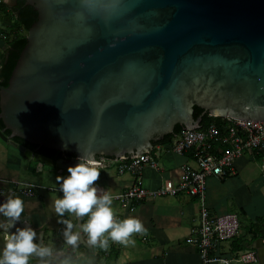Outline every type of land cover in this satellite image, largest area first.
<instances>
[{"label": "water", "instance_id": "1", "mask_svg": "<svg viewBox=\"0 0 264 264\" xmlns=\"http://www.w3.org/2000/svg\"><path fill=\"white\" fill-rule=\"evenodd\" d=\"M25 5L37 20L7 87H0V120L9 132L0 131V140L34 162L67 171L89 150L96 159L141 154L176 125L199 128L194 107L210 117L264 121V0ZM14 138L62 158L54 163ZM80 228L72 232L86 251L84 264H96L100 257ZM36 233L34 242L48 247ZM254 249L264 264L261 239ZM42 261L63 264L52 256L30 258Z\"/></svg>", "mask_w": 264, "mask_h": 264}, {"label": "crops", "instance_id": "2", "mask_svg": "<svg viewBox=\"0 0 264 264\" xmlns=\"http://www.w3.org/2000/svg\"><path fill=\"white\" fill-rule=\"evenodd\" d=\"M6 2V0H0V3L6 4ZM6 15L9 16L8 11H4L0 15V31L3 29L1 21H6ZM4 48L5 37L0 32V66ZM156 161L158 165L156 170L145 166L141 176L136 180L128 174L118 175L116 165L102 168L101 177L97 183L105 190H110L113 195L137 184L148 189H156L165 181L179 182L183 176L182 167L185 164H192L188 154L179 156L171 152L159 154ZM257 164H259V172L262 174L260 178L254 177L253 173V168L257 167ZM235 166L237 170L235 177L223 181L207 180V187L209 182H212L209 191H206L208 210L215 215L230 213L226 212L227 208L223 205L219 208L218 204L212 203V199L216 200L219 194H223L227 190H224V184L228 183L229 189L236 191V197L240 199L238 207L253 224V230L248 233L240 231L238 237L221 247L223 253L255 251L254 247L258 239L262 240L264 248V169H262L264 167V152H246L236 160ZM65 174V171L57 169L55 166L40 164L24 157L22 153L0 140V180L5 181L0 183V188L8 187L10 181L26 182L44 188L39 190L33 198L16 195L23 198L25 206L20 220L40 232L43 244H47L52 249V257L60 260L63 264L65 261L67 264L73 262V264H80V260H86L87 254L83 250L84 248L77 247L78 240L74 243L67 240L65 235L67 226L63 220L72 219L74 226L79 224L81 227L86 218H77L67 211L61 217L55 212L53 203L54 198L63 196L56 177ZM249 191L257 192L252 198L246 199V194ZM42 192L47 193V196ZM247 195L249 196V193ZM3 200L5 198H0V201ZM112 207L116 218L137 217L147 230L144 233H133L130 238L135 241L141 235L142 242L146 243L144 248L138 247L135 243L123 245L109 240L108 248H111L109 256H116L113 264H200L197 250L185 243L183 245V240H186L198 222V203L195 199L180 196L144 201L136 204L130 211L122 210L114 202ZM218 209H221L219 213H217ZM258 218L262 219L261 223H257ZM80 229V232L83 231L85 234V241L89 243L88 234L82 227ZM252 235L257 236L251 240ZM100 250L97 248L96 253H100ZM71 251H77V255L73 256ZM102 263H104V259H100L99 264Z\"/></svg>", "mask_w": 264, "mask_h": 264}, {"label": "built area", "instance_id": "3", "mask_svg": "<svg viewBox=\"0 0 264 264\" xmlns=\"http://www.w3.org/2000/svg\"><path fill=\"white\" fill-rule=\"evenodd\" d=\"M219 125L210 124L197 129H182L168 143L123 158H100L103 168L116 165L118 175L128 174L138 179L145 166L157 169V157L171 152L182 156L188 154L192 164L182 167L179 182L165 181L156 189L133 185L113 195L114 203L122 210L130 211L136 204L161 198L188 197L198 203V222L190 231L185 243L197 250L200 264H258L256 252L246 250L223 253L221 247L239 235L240 223L232 213L212 214L206 207L207 180L223 181L236 176L235 162L246 152H264V121H242L220 118ZM41 164V163H40ZM264 169V167H262ZM67 172V171H65ZM1 182H5L0 180ZM43 187L26 182L10 181L8 187L0 188V198L20 195L33 198ZM51 191V189H48ZM99 240L97 241V243ZM110 248H102L100 255L107 256Z\"/></svg>", "mask_w": 264, "mask_h": 264}, {"label": "clouds", "instance_id": "4", "mask_svg": "<svg viewBox=\"0 0 264 264\" xmlns=\"http://www.w3.org/2000/svg\"><path fill=\"white\" fill-rule=\"evenodd\" d=\"M66 147V146H65ZM103 164L92 151H85L76 158L74 165L67 167L65 175L56 177L62 197L54 198L55 212L61 217L67 211L77 218H86L81 224L88 234L89 243L107 249L109 240L123 245L135 243L130 239L133 233H144L142 221L133 216L118 219L112 207L115 197L99 183ZM25 211L24 200L20 196L9 195L0 201V264H30L32 254L38 257L52 256V249L41 247L34 238L36 231L31 227H19L18 221ZM65 235L74 243L79 233H73L72 219H64ZM15 229V231H13ZM106 234V235H105ZM42 264H48L42 261ZM64 264H67L65 261Z\"/></svg>", "mask_w": 264, "mask_h": 264}, {"label": "trees", "instance_id": "5", "mask_svg": "<svg viewBox=\"0 0 264 264\" xmlns=\"http://www.w3.org/2000/svg\"><path fill=\"white\" fill-rule=\"evenodd\" d=\"M8 11L9 16L6 15V21H1L2 31L1 34L5 37V48L1 58V66H0V87H7L8 80L10 75L17 63V60L26 45V36L27 32L32 26L33 23L37 20V13L33 9V7L25 5V0H17L15 7H8L4 3H0V15L4 12ZM201 117L200 126L205 127L210 124L219 125L221 123V119L217 117H210L207 113L203 114V111L197 107L193 108V118L197 119ZM183 127L176 125L172 135H167L163 138L161 142H155L153 145L158 143L165 144L168 143ZM0 131L5 136H9V132L4 130L3 124L0 120ZM16 143L23 146L25 149L32 151L38 155H41L47 159L52 160L54 163L57 162L62 158V154L48 150L45 148H38L33 145H29L28 143L14 138L13 139ZM262 219H258L257 223H261ZM257 235H252L251 240L255 239ZM77 247L79 249H83V247L78 244ZM97 248L102 249L99 244H95L94 251ZM84 250V249H83ZM86 252V251H85ZM111 252V248L109 249L107 257H104L98 253L100 259H104V263L102 264H113L116 256H109ZM85 259L80 260V264L85 263ZM100 262V260H99Z\"/></svg>", "mask_w": 264, "mask_h": 264}, {"label": "rangeland", "instance_id": "6", "mask_svg": "<svg viewBox=\"0 0 264 264\" xmlns=\"http://www.w3.org/2000/svg\"><path fill=\"white\" fill-rule=\"evenodd\" d=\"M258 165L259 164H257V167L255 166L253 168L254 177H256V178L262 177V174L259 172ZM210 181H213V180H210ZM211 183L209 182V185L207 187L208 188L207 191H209V187H210V184ZM225 189H227V190L223 194L222 193L219 194V196H217V199L216 200L212 199L213 200L212 203L218 204L219 208H220L221 205H223L224 207L227 208L226 209L227 210L226 212H230V213L235 214L237 216L238 222L240 223V226H241V228L239 230V233H240V231H242L244 233H248L249 231L253 230V224L251 223V221L244 214H242L241 210L239 209L238 203L240 202V199L238 197H236V191H234V189H229L228 183H225L224 184V190ZM256 192L257 191H255V192H253V191L247 192V194L249 193V196L246 194V196H247L246 199L248 197L252 198V196ZM42 194H45L47 196V193L42 192ZM48 194H51V193H48ZM52 195L53 194H51V196ZM205 204H206V207L208 208V206H207V200H206V203ZM219 210H221V209H218L217 213H219ZM221 213H223V212H221ZM141 237L142 236L139 235L138 240H135V244L138 247H140V248H144L146 246V243L145 242H142ZM184 243H185V241L183 240V245H184ZM180 244H182L181 241H180ZM72 262H73V260H72ZM97 264H99V262Z\"/></svg>", "mask_w": 264, "mask_h": 264}, {"label": "flooded vegetation", "instance_id": "7", "mask_svg": "<svg viewBox=\"0 0 264 264\" xmlns=\"http://www.w3.org/2000/svg\"><path fill=\"white\" fill-rule=\"evenodd\" d=\"M71 254H74L73 256L77 255V251H71Z\"/></svg>", "mask_w": 264, "mask_h": 264}]
</instances>
